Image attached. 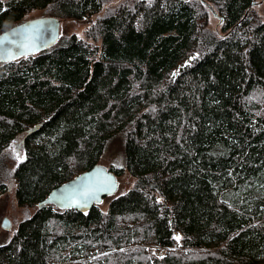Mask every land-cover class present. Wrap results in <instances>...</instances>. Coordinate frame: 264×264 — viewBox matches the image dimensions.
<instances>
[{
  "label": "trees",
  "instance_id": "obj_1",
  "mask_svg": "<svg viewBox=\"0 0 264 264\" xmlns=\"http://www.w3.org/2000/svg\"><path fill=\"white\" fill-rule=\"evenodd\" d=\"M263 2L0 0V33L37 9L88 23L0 62V195L12 181L26 211L0 264H264ZM115 135L127 191L106 209L37 206Z\"/></svg>",
  "mask_w": 264,
  "mask_h": 264
},
{
  "label": "water",
  "instance_id": "obj_2",
  "mask_svg": "<svg viewBox=\"0 0 264 264\" xmlns=\"http://www.w3.org/2000/svg\"><path fill=\"white\" fill-rule=\"evenodd\" d=\"M205 4L214 16H218L210 4ZM252 5L253 3L249 7ZM60 22L55 16H42L25 20L1 32L0 62L35 54L53 46L59 39ZM5 37L7 40L4 39ZM41 123L34 125L27 133L37 130ZM117 187L116 174L107 166L97 162L89 169L51 189L37 206L41 208L52 204L60 209L86 212L93 205L101 203L104 198L113 195ZM2 226L6 229L10 228L11 223L7 217H4ZM175 236L178 237L177 232Z\"/></svg>",
  "mask_w": 264,
  "mask_h": 264
},
{
  "label": "rangeland",
  "instance_id": "obj_3",
  "mask_svg": "<svg viewBox=\"0 0 264 264\" xmlns=\"http://www.w3.org/2000/svg\"><path fill=\"white\" fill-rule=\"evenodd\" d=\"M119 1V0H115ZM257 10H260L262 14H264V2L258 5ZM218 14V13H217ZM42 16H51L49 12L45 10L37 9L31 11L29 14L26 15L25 20H30ZM209 26L216 30L218 33L221 29V21L220 15L214 16L211 12L208 15ZM88 28V23L86 20H61L59 33L62 35L63 33H72L75 32L78 35L84 37L85 30ZM255 101L259 102V105L263 104L262 98L259 96H254L253 98ZM18 149L16 146V153ZM12 159H15L13 154L11 155ZM107 167H124V148L121 144L120 137L115 135L114 138L111 140V143L107 146L106 150L104 151L102 157L100 158L99 162ZM118 180V187L116 192L113 195H110L103 199L98 206L101 209H106L107 204L109 201L123 192L127 191L131 185L133 184L134 179L128 172L126 168L120 175H116ZM26 211H24L19 205H17L16 199L14 197V183L10 181L8 183V191L2 195H0V244L8 241L12 234L14 233L15 229L17 228V224L21 220V218L25 215ZM4 217H7L10 220L11 226L9 229H6L2 226V221ZM136 245L143 247L147 250L150 254H156L158 252H165V250H170L169 247H160L150 243H137ZM93 256H89L87 258L88 261L93 260Z\"/></svg>",
  "mask_w": 264,
  "mask_h": 264
},
{
  "label": "snow or ice",
  "instance_id": "obj_4",
  "mask_svg": "<svg viewBox=\"0 0 264 264\" xmlns=\"http://www.w3.org/2000/svg\"><path fill=\"white\" fill-rule=\"evenodd\" d=\"M4 39L7 40V37H5ZM177 239H179V237H177Z\"/></svg>",
  "mask_w": 264,
  "mask_h": 264
}]
</instances>
